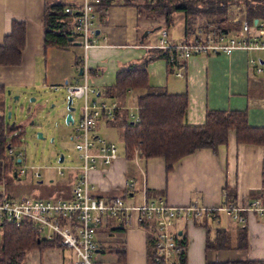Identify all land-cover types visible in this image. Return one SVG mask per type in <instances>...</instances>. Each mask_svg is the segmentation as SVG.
Returning a JSON list of instances; mask_svg holds the SVG:
<instances>
[{
  "label": "crops",
  "instance_id": "crops-1",
  "mask_svg": "<svg viewBox=\"0 0 264 264\" xmlns=\"http://www.w3.org/2000/svg\"><path fill=\"white\" fill-rule=\"evenodd\" d=\"M84 2L0 0V47L12 33L15 22L25 26L20 65H0V87L4 89L0 95L4 96L8 88L36 87L38 64L50 59L54 49L68 53L71 46H81L83 57L75 55L74 59H66H71V64L62 68V80H66V85L82 83L79 69L86 66L92 74L89 84L99 91H103L100 86L103 87L102 80L106 75L113 74L115 79L122 67L141 62L147 54V46L152 44L146 42L149 35L142 38L140 44H129L133 37L129 33L127 14L129 8L134 7H127L121 1L102 14L95 13L99 33L92 38L95 43L87 50L82 44H74L81 41L73 35L70 38L74 41L69 40L66 48L45 47L47 7L74 5L77 8ZM147 21L151 26L160 23ZM176 23L183 26L185 37L183 15L178 14ZM252 58L254 56L250 52L242 50L229 55L192 57L186 62L183 77L176 75L177 70L170 71L183 82L177 87L167 82L170 73L167 62L156 63V60L147 67L149 85L165 87L173 94L187 93V122L191 125H203L208 111H237L246 113L250 127L264 128V75L255 73V67L250 63ZM258 58L264 61L261 55ZM72 68L76 69L78 76L73 83H69ZM95 71H102L103 78ZM94 75L98 76L97 79ZM121 151L111 167L90 174L95 196L106 199L125 197L132 206L162 201L172 207H185L195 200L209 209L224 206L226 201L237 207L253 206V210L242 213L244 223L236 222L226 212L220 211L216 220L208 218L200 224L201 221H177L174 232L186 245V264L264 261V213L256 210L258 207L264 209V145L239 144L236 133L231 131L227 144L219 146L216 152L197 150L179 160L171 172L161 157L145 160L138 155L128 159L125 157V145ZM50 183L54 184V181ZM38 184L44 182L40 180ZM70 185L57 188L54 192L56 196L52 197L69 198ZM227 189L233 192L235 198L229 196ZM216 230L226 233L225 246L218 242ZM99 232L96 259L99 263L150 264L147 233L138 225V214L127 220L107 218Z\"/></svg>",
  "mask_w": 264,
  "mask_h": 264
},
{
  "label": "built area",
  "instance_id": "built-area-1",
  "mask_svg": "<svg viewBox=\"0 0 264 264\" xmlns=\"http://www.w3.org/2000/svg\"><path fill=\"white\" fill-rule=\"evenodd\" d=\"M116 1L125 2V0ZM100 3L101 0H85L84 4L77 8L74 5L64 6V13L72 25V35L81 41L86 50L95 43L92 39L98 31L95 13ZM226 18L235 26V29L229 30L228 33H205L198 30L192 34L194 37L192 41L188 39L178 43L170 41V34L161 23V28L164 29L159 43L148 45L147 50L169 52V63L177 65L178 77L184 76L185 61L195 55H229L236 50L264 51V23L261 21L257 25L250 23L245 0H232L227 7ZM250 63L255 67L256 74L264 75V61L260 58H252ZM81 69L83 82L64 86L68 97L73 100H84L81 120L78 124L74 123V135L71 137L75 149L79 152L78 156L84 164L81 166V172L74 177L70 185V197L9 198L3 195L0 199V234L4 224L16 227L29 224L40 243L56 242L62 248L73 249L75 255L72 264H99L94 260V256L99 250L97 235L104 226L105 220L107 218L127 220L136 213L138 225L144 220L151 225L149 234L153 240L155 264H181V259H185L186 246L179 243L180 240L174 232L177 221L195 222L206 216L216 220L218 212L223 211L236 222H245L242 213L253 210V206L237 207L233 205L234 203L226 201L224 206L209 209L200 206L197 200L185 207H172L162 201L132 206L127 204L125 197L116 196L106 199L95 196V187L91 182L90 174L111 167L119 158V147L93 133L98 120L115 121L123 108L116 102L104 99L92 101L90 104V93L100 96L98 90L89 84V69L86 66ZM136 153L137 156L141 153L139 148ZM7 154L15 156L14 148L9 146ZM16 157L22 162L23 153L19 152ZM57 169L63 176L64 169L60 167ZM22 174V170L17 172V178ZM35 176L39 179L41 177L38 172H35ZM66 181L67 179H63V182ZM1 186L4 189L3 185ZM256 210L264 213L263 208L258 207ZM143 229L148 232L147 229Z\"/></svg>",
  "mask_w": 264,
  "mask_h": 264
},
{
  "label": "trees",
  "instance_id": "trees-1",
  "mask_svg": "<svg viewBox=\"0 0 264 264\" xmlns=\"http://www.w3.org/2000/svg\"><path fill=\"white\" fill-rule=\"evenodd\" d=\"M232 0H125L127 7H134L139 15L146 14V19L160 21L165 28L176 23L178 14L184 17L185 40L194 31L205 33H228L235 26L228 22L226 11ZM248 7V18L252 25L256 19H264V0H245ZM116 0H101L97 12L102 14L105 9L115 5ZM200 17V18H198ZM64 13L63 5L48 6L45 13V47L66 48L72 35V25ZM197 20L202 23L197 24ZM25 42V26L14 23L12 33L5 38L0 47V65L18 66L21 63L22 51ZM163 59L167 62L169 72L177 65L169 63V52L163 50H148L141 62H135L122 67L116 75L114 86L103 91L98 90L100 97L116 102L124 107L128 97L134 92L141 93L135 98L138 108V119L131 120L127 111H122L115 122H119L123 130L125 157H134V148H139L140 157L145 160L161 157L164 159L169 172L183 157L195 153L197 150L210 149L216 152L221 145L228 142L229 133H236L239 144L264 145V128L249 126L247 115L244 112L208 111L203 125H191L187 122L189 107L187 93L173 94L165 87L149 85L147 67L150 63ZM177 64H180L177 62ZM91 73V72H90ZM95 74L97 72L95 71ZM92 75V74H91ZM96 76V75H94ZM4 91L0 87V93ZM131 92V93H130ZM6 109L0 105V184L3 176L11 166L6 163L7 150L14 144L21 143V127L8 126L4 120ZM12 178L14 176L12 175ZM230 197L235 198L232 191L227 189ZM229 197V198H230ZM226 204V202H225ZM209 217L196 220L207 221ZM210 219V218H209ZM140 227L148 230L149 262L155 264L152 250V236L150 223L140 222ZM209 229V225L204 224ZM218 242L225 246L227 242L224 230H216ZM178 239H181L177 235ZM56 243V242H55ZM186 246L184 241H179ZM38 236L29 224H4L0 234V264H24L26 256L34 249H40ZM53 244V243H48ZM210 241H209V248ZM181 264H186L181 259ZM207 264H264V261H229L224 263Z\"/></svg>",
  "mask_w": 264,
  "mask_h": 264
},
{
  "label": "rangeland",
  "instance_id": "rangeland-1",
  "mask_svg": "<svg viewBox=\"0 0 264 264\" xmlns=\"http://www.w3.org/2000/svg\"><path fill=\"white\" fill-rule=\"evenodd\" d=\"M143 15H139L135 8H129L127 21L129 33L133 37L129 44H140L143 35L149 32L146 42L157 45L164 28H161V23L151 26L146 19V14L143 13ZM262 22L264 23V19ZM200 23H202V20H197V24L199 25ZM144 26L147 29L143 30ZM165 29L170 34L169 39L171 42L178 43L185 40L182 25L175 23L170 28ZM189 39L192 41L194 39L193 35ZM71 47L68 53L59 52L54 49L55 51L51 54L50 59H46V62H44L45 60L40 61L37 67L38 83L36 87L31 89L8 88L4 96L0 95V105L5 103L7 109L4 118L6 124L8 126L21 127L20 129L23 132L20 145H13L15 156L7 154L6 163L11 168L1 181L2 184L0 185H3L4 189H2V186L0 187V199L3 195L9 198H19L21 196H37L44 199L52 198L53 195L56 196L54 192L57 188L68 186L72 183L74 177L81 172V166L84 162L79 158V152L75 149L74 141L71 140V137L74 135L75 126L74 124H66V115L69 113L67 105L68 96L64 89L66 80H62L63 74L61 70L65 65L71 64L69 62H71L72 58L74 59L75 55L83 57L84 50L81 46ZM250 53L254 56V59H257L259 55L264 57V51ZM195 56L206 57L205 55ZM70 57L71 59L66 61ZM189 59L185 61V67ZM158 60L156 63H165L163 59ZM176 70L177 68L175 67ZM102 73L100 71L97 75L102 76ZM77 76L76 69L72 68L68 76L69 83H73ZM90 77H92L91 74L89 75V80ZM102 81L104 85L103 87L100 86V90H105L115 83L116 75L114 79L113 74H108ZM167 82L176 87L183 83L172 72L169 73ZM8 91H10V94H8ZM140 93V91L134 92L131 98L128 97L125 101L124 109L128 111L131 120L138 119V106L133 97H136ZM99 99L106 100L105 97H97L90 93V104H92V101ZM83 105L84 100H73L72 106L74 111L72 115L75 124H78L81 120ZM9 113L11 114L10 116ZM39 134L42 137H39ZM93 134L99 135L107 142L115 143L120 151L124 147L123 130L119 122H107L104 119H100L97 121ZM137 150L135 147L134 156H137ZM19 152L23 153V159L20 163L17 162L18 158L16 157ZM61 155L65 157L63 163H59ZM138 155L140 156V154ZM58 167L64 169L63 176L59 174ZM21 170L23 174L19 178H17L18 176L15 177L14 173ZM35 172L41 175L40 179L35 176ZM12 175L14 178H12ZM63 179H67V181L62 182ZM40 180L44 184H38ZM51 180L54 181V184L50 183ZM127 204L130 205L129 202ZM99 234L101 233L98 232ZM74 255L73 249L62 248L58 243L44 244L40 249H34L29 252L24 264H72ZM96 259L97 254L94 256L95 261Z\"/></svg>",
  "mask_w": 264,
  "mask_h": 264
},
{
  "label": "water",
  "instance_id": "water-1",
  "mask_svg": "<svg viewBox=\"0 0 264 264\" xmlns=\"http://www.w3.org/2000/svg\"><path fill=\"white\" fill-rule=\"evenodd\" d=\"M258 22H259V20L258 19H256L255 20V22H254V24L255 25H257L258 24ZM99 33V31H97V34ZM148 34H149V32H146L144 35H143V39L146 37V36H148ZM69 40L72 42V41H74V38H69ZM74 44H76V45H80L81 43L79 42V43H74ZM82 72H83V70L81 69L80 70V75H82ZM8 94H10V91H8ZM72 104H73V99L71 98V97H68V102H67V105H68V111H69V113L66 115V124H74L75 122H74V118H73V115H72V112L74 111V108H73V106H72ZM11 114L9 113V116H10ZM14 126V125H13ZM39 137H42V135L41 134H39L38 135ZM65 161V157H64V155H61V157H60V159H59V163H63ZM18 163H20L21 161H20V159L17 161ZM14 176L15 177H17V173L15 172L14 173ZM40 243V240H38V244Z\"/></svg>",
  "mask_w": 264,
  "mask_h": 264
},
{
  "label": "flooded vegetation",
  "instance_id": "flooded-vegetation-1",
  "mask_svg": "<svg viewBox=\"0 0 264 264\" xmlns=\"http://www.w3.org/2000/svg\"><path fill=\"white\" fill-rule=\"evenodd\" d=\"M16 171V170H15ZM17 173V172H16Z\"/></svg>",
  "mask_w": 264,
  "mask_h": 264
}]
</instances>
